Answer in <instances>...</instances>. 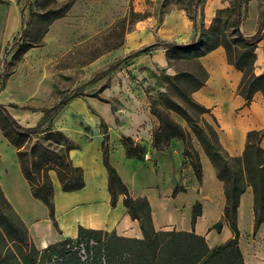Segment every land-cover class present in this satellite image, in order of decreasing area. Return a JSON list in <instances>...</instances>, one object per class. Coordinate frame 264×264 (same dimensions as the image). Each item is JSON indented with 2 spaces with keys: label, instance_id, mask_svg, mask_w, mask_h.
I'll list each match as a JSON object with an SVG mask.
<instances>
[{
  "label": "crops",
  "instance_id": "crops-1",
  "mask_svg": "<svg viewBox=\"0 0 264 264\" xmlns=\"http://www.w3.org/2000/svg\"><path fill=\"white\" fill-rule=\"evenodd\" d=\"M225 5L223 0H206L203 8L204 25L208 26L216 11ZM5 10L3 38L8 37L18 24L16 4H9ZM254 19L249 30L243 20L240 31L243 35L250 36L257 31L255 13ZM194 34V22L185 10L173 8L163 14L157 25L143 20L127 31L123 47L129 52L153 44L157 39L186 42ZM198 63L205 77L203 85L191 93V98L209 109L214 117L223 150L229 156H239L245 147L247 133L264 128L263 94L256 91L247 102L238 93L242 72L227 61L221 46L200 56ZM253 71L256 75L264 72L263 42L258 43L255 49ZM118 89L115 88L114 92L119 96H112V100L120 101L116 108L111 102L88 96L72 98L62 111L59 128L77 145L68 151V156L73 166L82 169L84 185L77 190L63 191L53 173V218L45 203L31 195L12 146L0 133V141L7 147L11 160L10 165L3 168V157L0 155V190L24 224L30 241L37 249H42L63 239H76L80 227L113 232L122 237L142 238L139 222L127 213L122 203L123 196H116L115 204L111 205L108 173L102 159V146L106 137L109 163L132 198L147 199L156 231H193L205 238L210 249L225 242L232 233L223 218V182L216 177V170L209 158L203 151L200 152V180L195 177L189 163L185 164L181 177L177 179L175 155L167 149L156 150L152 147L151 133L157 124L156 119L133 100H125V95L118 93ZM9 109H12L9 113L19 124H28L23 112L16 110L20 108ZM39 117L40 114H36L34 119ZM83 125L89 129V133L84 134ZM122 136L130 137L144 147L143 158L126 156L121 144ZM260 146L264 148V136L260 139ZM177 184L182 187L173 195ZM195 203H199L201 208L192 226V208ZM252 204L253 194L248 187L240 195L237 207L239 245L245 264H264V221L254 232ZM218 221L222 222L219 231L211 228ZM241 225L247 226L244 234L240 231Z\"/></svg>",
  "mask_w": 264,
  "mask_h": 264
},
{
  "label": "rangeland",
  "instance_id": "rangeland-1",
  "mask_svg": "<svg viewBox=\"0 0 264 264\" xmlns=\"http://www.w3.org/2000/svg\"><path fill=\"white\" fill-rule=\"evenodd\" d=\"M13 2L18 8V24L8 37L3 38L5 9ZM205 2L206 0H0L1 12L3 11L0 12V103L8 111H12L10 107L20 108L16 110L23 112L28 123L19 124L12 117L20 126L36 128L35 132L24 136L23 143L18 146L11 144L20 170L23 165L31 173L34 183L46 181L54 188L51 177L53 173L56 175L57 166H49L52 167L50 169L42 166L40 169L39 161L47 158L48 151L65 153L68 147H77L71 137L59 128L62 111L72 98L88 96L111 102L113 108H116L120 101L112 100V96L117 93L114 92L117 87L118 93L125 95V100L131 99L146 109L157 123L156 116L151 113V103L163 109L164 98L167 97L188 109L193 123L204 130L211 128L218 138L216 121L210 112L194 111L174 88L177 74L186 72L197 79L205 77V72L198 63L199 57L186 51V47H202L210 39L209 35L203 36L200 30L209 26H205L203 21ZM223 2L226 5L218 9L221 10L219 31L227 37L231 36V22L236 11L240 12L239 30L241 31L243 20L249 30L254 24L255 13V29L260 21L262 23L261 40L258 43L264 44V0ZM173 8H181L194 18L195 34L191 39L186 42L157 39L153 44L138 50H124L123 38L127 31L143 20L157 25L163 14ZM56 13L60 16L51 18ZM187 85L188 83H183L185 91L188 90ZM187 92L191 97V92ZM36 114H40V117L35 120ZM170 116L187 127L184 119L175 112H170ZM1 117L0 111V119ZM82 129L84 134L89 133L86 126L83 125ZM9 131L13 135L21 132L12 128ZM0 133L3 136L1 130ZM187 143L189 150L196 152L199 158L203 150L191 132ZM184 147L185 142L174 137L170 139L166 150L175 155L177 179L181 177L185 164L189 163V158L182 155ZM0 155L3 157L1 166L7 168L11 160L7 147L1 141ZM181 187L177 184L178 190ZM0 207L5 213L11 212L1 203ZM245 230L247 231V226L241 225L242 234ZM106 237L100 236L101 239ZM89 245L95 246V240H90ZM7 247L2 253L6 256V262L11 263L8 256L14 248L11 243ZM91 250L94 251V248ZM91 250L86 247V250L81 248L76 253L63 252L55 256L41 252L40 249L37 258L43 264H76L77 261L89 264ZM99 255L98 264H105L103 252ZM254 255L257 256L255 253Z\"/></svg>",
  "mask_w": 264,
  "mask_h": 264
},
{
  "label": "trees",
  "instance_id": "trees-1",
  "mask_svg": "<svg viewBox=\"0 0 264 264\" xmlns=\"http://www.w3.org/2000/svg\"><path fill=\"white\" fill-rule=\"evenodd\" d=\"M213 17L208 27L201 28L202 35H209L210 39L203 43L202 47H186L187 52L192 56L200 57L205 53L223 47L227 61L242 72V77L238 85V93L248 102L256 91H260L264 97V72L256 75L253 71L255 60V49L261 40V21L257 31L250 37H245L239 30L240 12L236 11L231 22V36L227 37L218 29L219 13ZM60 14H53L51 18H58ZM194 21L192 16H188ZM27 47H25L26 49ZM175 90L187 106L193 107L196 112H209V109L195 102L187 91L191 93L203 85V79H197L190 73H180L175 75ZM188 83V90L185 91L183 83ZM2 117L0 119V130L7 141L15 146L23 143L24 136L35 132L36 128H24L14 120L7 108L0 103ZM170 112H175L181 116L187 124L184 127L170 116ZM151 113L156 116L158 123L151 133L152 147L156 150L169 148L171 138H180L185 142L182 151L183 157L189 158L197 180L201 179V164L196 152H191L188 148L190 132L193 133L198 143L202 147L205 155L209 158L216 170V177L223 182L225 205L223 208V218L226 221L232 236L225 242L209 248L203 236L195 234L193 231L160 230L153 228L150 207L147 199L132 198L127 187L120 179L115 169L108 160L107 138H104L102 146L103 164L108 173V191L111 197V205L115 204L116 196H123L122 203L127 213L132 219L139 222L142 238H129L118 236L113 232L102 230L79 228L76 239H63L55 244L48 245L41 249V252H48L50 255L76 253L79 249L89 247L91 259L89 264L100 263V253L106 258L105 264H245L243 255L238 245L239 229L237 226V207L240 195L250 187L253 194V215L255 232L264 220V148L259 145L261 137L264 136V128L260 130H250L247 133L246 144L243 152L239 156L227 155L217 138L216 132L211 128L204 130L202 127L192 122V118L183 106L175 103L171 99L164 98V108L159 109L151 103ZM9 128L20 133H10ZM121 144L127 157L143 158L144 147L133 141L130 137L122 136ZM73 148L68 147L65 153L55 151L46 152L47 158L39 161V168L42 166L48 169L49 166L56 165V175L63 191L77 190L83 187V172L80 167L73 166L68 151ZM21 172L26 179L31 195L41 200L48 207L49 215L53 218V188L50 182L40 181L34 183L31 173L21 165ZM39 180V179H38ZM178 191L173 190V195ZM1 205L11 210L5 213L0 207V264H43L38 261L37 249L27 236L24 224L19 220L10 204L0 190ZM200 204L195 203L192 208L191 225L195 223L196 217L200 213ZM222 222L218 221L211 226L215 230L221 229ZM107 236L101 239L100 236ZM94 239L95 246L89 245V241ZM11 243L13 251L9 254L11 263L6 262V256L2 253L7 244ZM76 264H80L78 261Z\"/></svg>",
  "mask_w": 264,
  "mask_h": 264
}]
</instances>
